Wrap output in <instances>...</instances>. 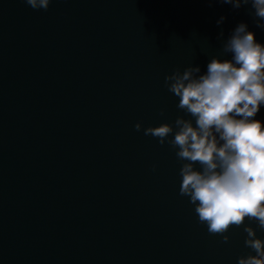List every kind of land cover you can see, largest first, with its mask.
I'll return each instance as SVG.
<instances>
[{"label":"water","instance_id":"1","mask_svg":"<svg viewBox=\"0 0 264 264\" xmlns=\"http://www.w3.org/2000/svg\"><path fill=\"white\" fill-rule=\"evenodd\" d=\"M254 11L223 0H52L47 10L0 0V264L256 255L244 227L264 240L257 222L231 227L227 243L210 234L180 195L177 149L144 135L175 129L178 116L195 125L165 77L231 60L223 47L241 23L264 46ZM255 119L264 124V105Z\"/></svg>","mask_w":264,"mask_h":264},{"label":"clouds","instance_id":"2","mask_svg":"<svg viewBox=\"0 0 264 264\" xmlns=\"http://www.w3.org/2000/svg\"><path fill=\"white\" fill-rule=\"evenodd\" d=\"M33 10H47L52 0H24ZM234 9L251 3L256 26L264 29V0H223ZM218 21V23L222 22ZM222 35V33H221ZM231 60L213 58L206 74L199 66L179 69L165 77L168 91L179 98L177 108L195 119L178 116L144 129L177 149L180 195L195 206L198 220L212 235H223L244 221H256L264 230V124L255 119L264 105V46L241 23L224 44ZM164 115V109H161ZM137 123L135 129L141 130ZM174 133V138L168 137ZM199 164L198 170L195 165ZM245 246L256 255L240 257L238 264H264V240L245 226Z\"/></svg>","mask_w":264,"mask_h":264}]
</instances>
